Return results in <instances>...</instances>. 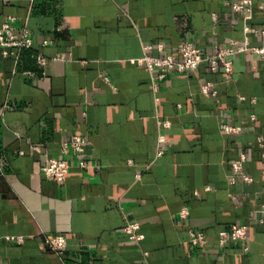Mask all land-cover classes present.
Masks as SVG:
<instances>
[{"label": "crops", "instance_id": "1", "mask_svg": "<svg viewBox=\"0 0 264 264\" xmlns=\"http://www.w3.org/2000/svg\"><path fill=\"white\" fill-rule=\"evenodd\" d=\"M226 1L0 0V27L14 17L31 39L0 51V264H264V59L235 53L231 72L204 62L162 79L139 62L159 43L264 46L244 31L264 30V0L248 21ZM74 135L90 145L68 155L64 181L47 178V156ZM242 152L252 179L233 184ZM135 222L140 239L126 232ZM240 224L248 240L222 246L219 232ZM58 234L65 251L45 250Z\"/></svg>", "mask_w": 264, "mask_h": 264}, {"label": "built area", "instance_id": "2", "mask_svg": "<svg viewBox=\"0 0 264 264\" xmlns=\"http://www.w3.org/2000/svg\"><path fill=\"white\" fill-rule=\"evenodd\" d=\"M234 12L240 13L245 21L252 18L253 15V4L251 0H228L225 2ZM245 33H264V30L245 25ZM31 39L28 37V31L25 27H19L15 24V18L5 21L0 27V51L2 50L5 55L14 53L15 50L21 49L23 47H30ZM153 45H147L146 49H152ZM159 50L158 55H148L139 59L140 63H145L149 69L155 70L159 69L158 78L162 79L167 77L172 72L187 73L196 70L202 63L208 62L211 65L212 70H217L222 64L227 72L233 71V62L227 57L235 53H243L246 51H252L255 54L261 56L264 59V46L251 47L249 39L244 42H239L237 40H232L228 47H220L215 45V47L210 52H204L200 47L190 40L180 41L176 46L175 52H168L164 44L159 43L157 45ZM39 62H44V57L38 56ZM202 90L205 94H210L213 90V84L211 82H206L202 85ZM215 93L216 91L213 90ZM243 99L244 97L241 96ZM168 124V123H165ZM225 131L228 132H239L240 127H232L230 125L223 126ZM259 144L264 146V137H259ZM90 145V141L81 135H74L68 140H64L61 143L63 157L56 158L50 155L47 156L46 164L43 167L44 175L49 179H56L57 181H64L68 174L70 173L72 164L68 155L71 153L77 157H80ZM247 160L246 153L242 152L238 159H236L233 164L234 174L232 176L231 182L234 184L236 181L240 180L243 183H248L251 181V176L245 171V162ZM80 166L85 168L87 162L80 158ZM260 213L264 214V203L258 210ZM187 211L182 212L183 217H185ZM260 221H263L261 218ZM139 223H129L126 226V232L136 239H140L142 235H138L137 230L139 229ZM249 226L246 224H240L232 227L228 230H221L219 232V242L223 246L229 241L241 240L246 242L248 240ZM190 242L195 246H207L209 239L205 232L201 230H191L190 231ZM12 239H17V241H22V237H12ZM67 248V238L62 235H54L47 237L44 240V249L47 251H53L57 254H62ZM248 250L249 247L245 246Z\"/></svg>", "mask_w": 264, "mask_h": 264}]
</instances>
